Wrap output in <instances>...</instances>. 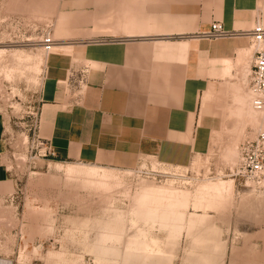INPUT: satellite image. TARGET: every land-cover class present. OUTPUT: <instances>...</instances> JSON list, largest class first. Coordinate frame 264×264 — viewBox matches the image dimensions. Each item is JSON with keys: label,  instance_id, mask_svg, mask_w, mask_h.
Listing matches in <instances>:
<instances>
[{"label": "rangeland", "instance_id": "rangeland-1", "mask_svg": "<svg viewBox=\"0 0 264 264\" xmlns=\"http://www.w3.org/2000/svg\"><path fill=\"white\" fill-rule=\"evenodd\" d=\"M165 1L92 0L79 6L71 0H0V116L15 186L0 197V259L264 264V168L257 176L242 172L254 153L264 165V110H257V120L241 123L231 115L236 102L227 92L228 82L238 83L252 100L257 46L249 32L224 28L222 36L201 34L245 38L235 53L244 50L245 57L219 80L218 98L203 110L212 129L208 148L187 165L146 159L132 168L101 167L40 152L39 107L47 97L49 57L74 56L55 84L72 102L82 89L85 63L78 55L87 38L102 37L108 32L98 29L103 26L124 32L130 17L149 15L151 6L157 10ZM257 14L255 22L264 25ZM228 147L235 153L228 155Z\"/></svg>", "mask_w": 264, "mask_h": 264}, {"label": "crops", "instance_id": "crops-1", "mask_svg": "<svg viewBox=\"0 0 264 264\" xmlns=\"http://www.w3.org/2000/svg\"><path fill=\"white\" fill-rule=\"evenodd\" d=\"M71 1L84 6L92 0ZM165 2L154 11L151 6L149 15L130 17L124 32L103 26L98 29L108 32L102 37L87 38L78 55L85 63L82 89L72 102L55 84L65 78L74 56L49 57L38 131L57 159L125 169L146 159L183 166L205 154L212 129L203 110L218 98L219 80L245 57L244 50L235 53L246 40L201 34L214 20L229 31L249 32L255 11L264 23V0ZM7 151L0 116V197L15 187Z\"/></svg>", "mask_w": 264, "mask_h": 264}, {"label": "built area", "instance_id": "built-area-1", "mask_svg": "<svg viewBox=\"0 0 264 264\" xmlns=\"http://www.w3.org/2000/svg\"><path fill=\"white\" fill-rule=\"evenodd\" d=\"M226 33L222 23L218 20H214L211 23V28L204 34L208 37H218ZM252 35L254 44L257 46L255 62H254V71L252 75V83L250 85V93L252 96V104L254 108L258 111L264 110V25L262 22L257 19L252 30L249 31ZM45 42L47 43V48L50 49L52 40L50 37H47ZM82 76L80 82L82 81ZM42 146L40 152L43 157H55V151L51 145L43 140L39 141ZM264 165L262 159L254 153L253 157L244 160V165L242 168L243 174L245 172L250 173L254 176L260 175L263 171Z\"/></svg>", "mask_w": 264, "mask_h": 264}, {"label": "bare ground", "instance_id": "bare-ground-1", "mask_svg": "<svg viewBox=\"0 0 264 264\" xmlns=\"http://www.w3.org/2000/svg\"><path fill=\"white\" fill-rule=\"evenodd\" d=\"M229 94L230 96H232L233 100L236 102V105L230 108L231 115L236 116L239 119V121H241V123H244L246 119H249L251 121L257 120V115H258L257 110L254 108L252 104V100L248 96L249 93L247 94L245 92L243 86L239 85L238 83H233L230 86ZM231 147L227 148L228 155H232L235 153V150Z\"/></svg>", "mask_w": 264, "mask_h": 264}]
</instances>
